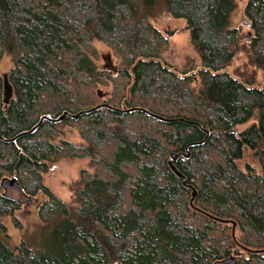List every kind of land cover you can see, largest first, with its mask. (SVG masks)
Listing matches in <instances>:
<instances>
[{"label": "trees", "instance_id": "obj_1", "mask_svg": "<svg viewBox=\"0 0 264 264\" xmlns=\"http://www.w3.org/2000/svg\"><path fill=\"white\" fill-rule=\"evenodd\" d=\"M237 0H0V264H264V86L227 68L241 49L264 76V0H247L251 34L230 25ZM160 10L183 18L200 62L162 58ZM96 41L117 70L98 66ZM110 86L107 92L98 87ZM98 89L103 93L99 95ZM79 118L44 120L43 114ZM144 107L165 121L132 107ZM250 122V123H249ZM74 126L83 141L60 136ZM4 137V138H3ZM247 150L259 167L240 163ZM172 151H184L170 166ZM89 157L71 200L44 180L50 162ZM16 177L15 197L2 179ZM196 195L193 197V190ZM42 195V198H41ZM24 197L49 240H13ZM26 200V201H27ZM236 223L233 231L234 222Z\"/></svg>", "mask_w": 264, "mask_h": 264}, {"label": "rangeland", "instance_id": "obj_2", "mask_svg": "<svg viewBox=\"0 0 264 264\" xmlns=\"http://www.w3.org/2000/svg\"><path fill=\"white\" fill-rule=\"evenodd\" d=\"M246 2L247 0H237V6L232 12L230 20V25L240 27V33L243 39L246 37L248 38L252 32L249 20L244 13ZM153 21L168 39L167 48L162 53V58L165 61L172 63L179 71H183L184 68L189 65L187 62H193L195 65L199 64L200 57L191 42L190 30L186 27L185 19L175 17L166 10H160L154 16ZM169 31H173V33L169 34ZM96 46L98 50L96 63L98 66H106L110 68L117 66V59L111 54L112 51L108 45L102 41H96ZM12 65L13 63L10 56L5 55L0 60V69L2 74L8 73ZM227 69L238 76L253 74L256 77L258 84L264 86V76L262 70L260 68H256V66L251 62L249 52L246 49H241L238 52ZM111 86L112 85L109 87L101 85L98 88L107 92ZM60 136L75 142L83 141V138L77 129L69 124L61 127ZM246 161H249L256 167H259L257 158L252 155L250 150L246 151L245 156L240 163L243 165ZM89 166V157L87 156L61 158L55 162H50L48 171L44 173V180L61 197L66 200H71L76 187L74 182L80 176L81 169ZM7 191L15 197H20V193L13 186L8 185ZM23 199L25 200L23 208L16 212L22 221V228L16 227L10 217L5 218V222L8 225V230L12 239L18 240L19 238L25 236L30 239H42L43 241H48L50 230H47L45 225L39 219L37 213V199H29V201L26 197ZM112 264L121 263L114 262Z\"/></svg>", "mask_w": 264, "mask_h": 264}, {"label": "water", "instance_id": "obj_3", "mask_svg": "<svg viewBox=\"0 0 264 264\" xmlns=\"http://www.w3.org/2000/svg\"><path fill=\"white\" fill-rule=\"evenodd\" d=\"M173 31H169V34H172ZM249 38V36H248ZM113 68H115L117 70V66H113ZM114 69V70H115ZM3 83H4V100L8 101L10 96L12 95L13 93V87L8 79V75L7 73L4 74L3 76ZM98 92H99V95L102 96L103 93L98 89ZM104 105H107V106H110L108 103L106 102H103V103H100V104H97L95 106H92V107H89V108H85V109H82L76 113H71V112H63L62 114H60L59 116H51L49 114H43L39 121L34 125L32 126V128L28 129V130H24L22 132H20L19 134H17L16 136L8 139V138H4L5 140H15L16 138H18L19 136L21 135H24V134H28V133H32L36 130L37 127H39L44 120H50V121H54V122H59L61 120H63L66 115L70 116V117H73V118H79V116L82 114V113H88V112H91V111H94L96 108L100 107V106H104ZM133 109H138V110H143L147 113H150L152 115H154L155 117L159 118V119H162V120H165V121H174V120H184V118H180V117H165V116H162V115H159V114H156V113H153L151 111H149L147 108H144V107H141V106H138V107H132L128 110H133ZM180 155H183V156H189V153H186L184 151H172L171 154H170V158H169V164L170 166L172 167V169L181 177L184 176V174L178 169V167L176 166L175 164V161L177 160V158L180 156ZM2 184L4 185H10V186H13L15 187L18 192L22 193L23 192V189L22 187L20 186L18 180L16 177H7L5 176L3 179H2ZM196 195V189L193 190V197ZM234 223V226H233V231L235 229V221L233 222ZM233 256H229L225 261L221 262L220 264H231V262L233 261Z\"/></svg>", "mask_w": 264, "mask_h": 264}]
</instances>
